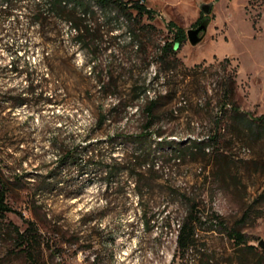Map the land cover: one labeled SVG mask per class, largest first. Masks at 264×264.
I'll return each mask as SVG.
<instances>
[{
  "label": "rangeland",
  "instance_id": "1",
  "mask_svg": "<svg viewBox=\"0 0 264 264\" xmlns=\"http://www.w3.org/2000/svg\"><path fill=\"white\" fill-rule=\"evenodd\" d=\"M142 2L154 18L94 5L39 22L20 6L3 19L5 28L20 19V32H0V67L19 55L49 76L60 100L41 110L16 104L27 76L0 68V143L8 147L0 173L16 210L0 215V264H264V0ZM207 17L193 44L188 30ZM170 21L186 39L163 54L175 38ZM152 99L156 121L146 129ZM141 133L153 149L143 196L128 173L110 183L104 172ZM209 136L207 148L194 145ZM62 140L96 149L88 172L60 163L53 143ZM189 211L197 231L184 251L178 234ZM25 219L37 223L41 245H22Z\"/></svg>",
  "mask_w": 264,
  "mask_h": 264
},
{
  "label": "trees",
  "instance_id": "2",
  "mask_svg": "<svg viewBox=\"0 0 264 264\" xmlns=\"http://www.w3.org/2000/svg\"><path fill=\"white\" fill-rule=\"evenodd\" d=\"M45 2L47 5V10L41 9L40 3ZM97 5L104 9L115 10L119 13L124 12L131 20L138 19L139 16L148 15L150 18L155 17V10L148 7L142 0H30V3L27 5H22L20 0H0V32L1 33H15L20 32L18 24L20 23V19H16L14 25H11L10 28H5L3 26V19L8 16H11L14 9L23 6L29 9V12L32 15H27L28 17L35 18V22H39L43 18H48L51 16V12L58 11H66L70 6H72V11L75 12L77 8L84 10V13L88 11H92V7ZM169 26L171 30H175V38L174 41L166 43V45L162 49L163 54H168L175 50V47L178 46L179 43H182L186 39L185 30L177 25L175 21H170ZM79 31V35L83 34L82 28L79 24H76L74 27ZM6 50H14L15 45H10L6 43ZM2 70H8L18 73H24L27 76V86L24 91L18 96L16 104H30L36 106L39 110L43 109L49 103H58L59 95L57 92L48 91L49 88V76L46 74H41L37 71L35 67L31 66V63L27 62L25 64L20 63V57L17 55L14 57V61L10 64L3 65L0 67ZM103 82V81H102ZM102 87L104 86L101 83ZM157 99L150 100L145 109L147 110V123L146 129L153 126L156 121L155 116V108L157 106ZM234 113L236 116H241L243 113L240 111L238 107L234 109ZM105 119L103 115L102 120ZM258 127H264V118L258 119ZM90 136V135H89ZM148 135L146 133H141L136 135L134 142L137 144L134 149H131L126 157H124L121 161L115 162L114 167L105 168L104 172L106 174L107 180L111 183L113 176L121 173V171L128 173V175L134 180L135 185L138 188L139 195L143 196L140 180L143 178L144 173H146L151 166L147 167L146 158L152 155L153 149L150 144H147ZM128 139L127 136H125ZM209 140H197L195 139L194 145L197 148L205 149L208 144L214 140L212 136L208 137ZM166 140L167 139H162ZM162 140L160 143H162ZM172 143V142H170ZM55 150L59 153L60 163L64 166L66 165H76L79 166V171L82 173L88 172L90 165L93 164L97 158H99L98 153H96V149L89 148V146H80V145H70L65 140L55 141L54 143ZM7 145L0 143V155L4 154ZM178 150V149H176ZM84 162V163H83ZM3 168V162L0 160V172ZM120 175V174H119ZM123 176V174H122ZM121 177V176H120ZM11 191L10 187V179H6L0 173V215H4L7 212L16 211L12 206L7 202V197L9 192ZM37 194V193H35ZM24 216V215H22ZM28 223V226L24 231L20 229L17 230L18 236L22 239V245L28 243V245H33L34 241L42 244L41 240H37L39 228L37 227V223L31 219H25ZM196 217L193 215V211H189L180 225L179 234H178V242L181 250L189 249L196 236L197 225H196ZM230 235L233 238L238 239L239 243L246 242V237L235 231H231Z\"/></svg>",
  "mask_w": 264,
  "mask_h": 264
},
{
  "label": "water",
  "instance_id": "3",
  "mask_svg": "<svg viewBox=\"0 0 264 264\" xmlns=\"http://www.w3.org/2000/svg\"><path fill=\"white\" fill-rule=\"evenodd\" d=\"M202 9L206 13H210L212 9V3H204L202 5ZM208 25H209V18L207 17L198 27L190 28L188 30L189 39L193 44H197L203 39L204 33L208 29ZM201 32H203V34H201ZM259 244L264 248V240H261Z\"/></svg>",
  "mask_w": 264,
  "mask_h": 264
}]
</instances>
